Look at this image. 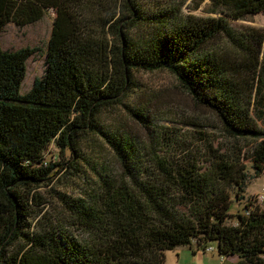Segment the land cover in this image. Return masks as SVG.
I'll return each instance as SVG.
<instances>
[{
    "label": "trees",
    "instance_id": "trees-1",
    "mask_svg": "<svg viewBox=\"0 0 264 264\" xmlns=\"http://www.w3.org/2000/svg\"><path fill=\"white\" fill-rule=\"evenodd\" d=\"M185 1L0 0V33L54 13L44 71L27 92L26 61L39 48L0 46V264H165V251L193 244L264 264V190L244 196L264 174V31L234 24L264 13V0H210L204 17L186 14ZM140 70L172 75L233 144L199 142L194 161L169 162L149 142L150 169L143 144L102 120L123 107L146 121L123 100L140 92L132 80ZM50 146L70 160L47 161ZM61 169L94 175L86 199L56 192L83 240L50 220L29 232L33 205L45 203L38 188Z\"/></svg>",
    "mask_w": 264,
    "mask_h": 264
},
{
    "label": "rangeland",
    "instance_id": "rangeland-1",
    "mask_svg": "<svg viewBox=\"0 0 264 264\" xmlns=\"http://www.w3.org/2000/svg\"><path fill=\"white\" fill-rule=\"evenodd\" d=\"M198 3L199 5H197ZM211 7L210 0H186L182 9L186 14L204 17L211 15ZM53 16V11L49 10L41 20L32 24L19 27L14 23H8L0 33V46L3 50L15 51L25 47L39 48L26 61V74L21 87L22 93L27 92L34 79L44 71L45 51ZM234 24L238 28L253 27L264 31V13L234 21ZM132 80L140 92L131 94L129 98L124 97L123 100L125 103L130 102L133 106L138 105L142 109V113L146 115V121L141 123L138 119L129 116L123 107H121L123 112L119 110L108 112L102 117V120L107 124L110 123V127L121 126L123 131H127L137 142L143 144L144 157L150 165V169H155V166L150 160V151L146 147L149 142H157L158 153L169 162L175 160L179 162L184 158L194 161L195 152L191 149L196 150L199 147V142H213L214 147H217L219 143L224 144V146L233 144L222 130L219 119L211 111L196 104L168 72L164 70L134 71ZM257 124L261 126L260 122ZM102 149L105 151L103 145ZM89 153L88 157L96 160L92 156L93 152ZM201 154H203L202 151ZM57 156V149L50 146L46 151L47 161L54 162L61 158V162L66 163L70 160L69 153L64 156L61 154V157L59 153V158ZM109 163L114 174H121V167L113 158H110ZM244 164L248 174L252 176L254 171L251 168V161H244ZM92 177L94 175L91 171L86 172L81 178L75 176L69 169H61L48 187L38 188L37 200L42 199L45 203L33 205L32 215L34 212L36 214L30 219L31 228L29 232H42L50 220L54 224L62 225L79 239H85L86 234L83 229L80 226H72L69 218L67 219L64 215V213L67 214V208L61 205L56 192L65 194L68 198L86 199L85 192L91 188ZM262 190H264V174L247 182L244 196L246 198L251 197ZM244 201V199L240 202L234 200L229 211L232 216L227 220L229 224H235L237 221L235 214L238 210L243 209ZM261 206H264V202H261ZM193 250L195 251L194 254ZM237 260L236 256L220 258L216 252L197 251L194 244L192 249L188 246H178L177 251H165V264H235Z\"/></svg>",
    "mask_w": 264,
    "mask_h": 264
},
{
    "label": "built area",
    "instance_id": "built-area-1",
    "mask_svg": "<svg viewBox=\"0 0 264 264\" xmlns=\"http://www.w3.org/2000/svg\"><path fill=\"white\" fill-rule=\"evenodd\" d=\"M209 248H211V247H209ZM209 248L207 250H210Z\"/></svg>",
    "mask_w": 264,
    "mask_h": 264
},
{
    "label": "clouds",
    "instance_id": "clouds-1",
    "mask_svg": "<svg viewBox=\"0 0 264 264\" xmlns=\"http://www.w3.org/2000/svg\"><path fill=\"white\" fill-rule=\"evenodd\" d=\"M208 248H209V247H208ZM208 248H207V249H208ZM207 251H208V250H207Z\"/></svg>",
    "mask_w": 264,
    "mask_h": 264
},
{
    "label": "crops",
    "instance_id": "crops-1",
    "mask_svg": "<svg viewBox=\"0 0 264 264\" xmlns=\"http://www.w3.org/2000/svg\"><path fill=\"white\" fill-rule=\"evenodd\" d=\"M221 258V257H220ZM227 259V258H226Z\"/></svg>",
    "mask_w": 264,
    "mask_h": 264
}]
</instances>
